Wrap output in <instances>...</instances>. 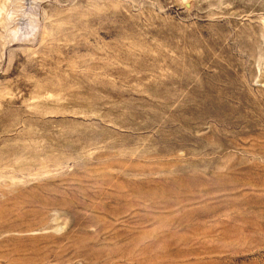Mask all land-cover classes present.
Segmentation results:
<instances>
[{
  "label": "rangeland",
  "instance_id": "374dc122",
  "mask_svg": "<svg viewBox=\"0 0 264 264\" xmlns=\"http://www.w3.org/2000/svg\"><path fill=\"white\" fill-rule=\"evenodd\" d=\"M0 264H264V0H0Z\"/></svg>",
  "mask_w": 264,
  "mask_h": 264
}]
</instances>
